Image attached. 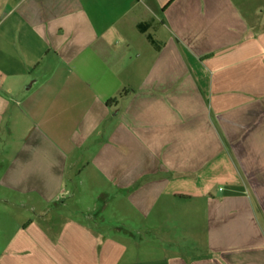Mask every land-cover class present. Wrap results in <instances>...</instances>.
I'll use <instances>...</instances> for the list:
<instances>
[{
  "label": "crops",
  "instance_id": "obj_1",
  "mask_svg": "<svg viewBox=\"0 0 264 264\" xmlns=\"http://www.w3.org/2000/svg\"><path fill=\"white\" fill-rule=\"evenodd\" d=\"M0 264H264V0H0Z\"/></svg>",
  "mask_w": 264,
  "mask_h": 264
},
{
  "label": "rangeland",
  "instance_id": "obj_2",
  "mask_svg": "<svg viewBox=\"0 0 264 264\" xmlns=\"http://www.w3.org/2000/svg\"><path fill=\"white\" fill-rule=\"evenodd\" d=\"M254 1V0H253ZM258 1V0H257ZM260 2H262V0H260ZM226 165H227V170H228V174L231 176H233V171H232V165H234L233 164V162L230 164H227L226 163ZM226 165H225V167H226ZM233 168H234V166H233ZM214 186H215V189L214 190H217L216 188L217 187H219V186H221V187H224L225 185H224V183L223 182H218V183H216V184H214ZM84 190V189H83ZM86 190H88V189H86L85 188V191ZM111 190H114L113 188H111ZM114 209V206L111 204V211ZM6 234V232H4V235ZM175 233H171V235H174ZM177 235V234H176ZM142 238H145V240L147 239V241L149 242L148 243V245L149 244H152L153 245V247H155V246H159L160 245V243H161V241H159V240H153L152 239V237L149 235V234H144V235H142ZM189 240H191L190 238H188L187 237V239H185V240H183V241H188V242H190ZM159 241V242H158ZM155 245V246H154ZM158 249H159V247H157Z\"/></svg>",
  "mask_w": 264,
  "mask_h": 264
},
{
  "label": "trees",
  "instance_id": "obj_3",
  "mask_svg": "<svg viewBox=\"0 0 264 264\" xmlns=\"http://www.w3.org/2000/svg\"><path fill=\"white\" fill-rule=\"evenodd\" d=\"M144 24H145V23H144ZM144 24H143V25H144ZM149 40H150L155 46L159 47V43L156 42V41H153V39H152L151 37H149Z\"/></svg>",
  "mask_w": 264,
  "mask_h": 264
}]
</instances>
